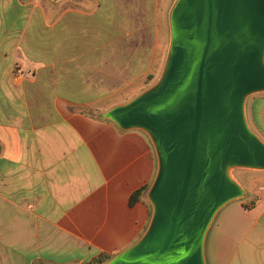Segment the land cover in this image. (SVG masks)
Instances as JSON below:
<instances>
[{
    "label": "crops",
    "instance_id": "1",
    "mask_svg": "<svg viewBox=\"0 0 264 264\" xmlns=\"http://www.w3.org/2000/svg\"><path fill=\"white\" fill-rule=\"evenodd\" d=\"M147 1L140 17L125 0H0V264H105L147 232L156 147L89 111L151 67ZM245 197L213 218L206 264H264V192Z\"/></svg>",
    "mask_w": 264,
    "mask_h": 264
},
{
    "label": "water",
    "instance_id": "2",
    "mask_svg": "<svg viewBox=\"0 0 264 264\" xmlns=\"http://www.w3.org/2000/svg\"><path fill=\"white\" fill-rule=\"evenodd\" d=\"M58 1V0H55ZM159 80L103 116L151 137L159 168L148 197L145 235L105 264H198L196 239L228 202L245 196L225 167L264 169V141L246 116L249 95L264 92V0H176ZM231 175V173H230Z\"/></svg>",
    "mask_w": 264,
    "mask_h": 264
},
{
    "label": "rangeland",
    "instance_id": "3",
    "mask_svg": "<svg viewBox=\"0 0 264 264\" xmlns=\"http://www.w3.org/2000/svg\"><path fill=\"white\" fill-rule=\"evenodd\" d=\"M146 1V2H145ZM154 3L153 9V24L155 27V43L156 49L154 52V60L151 67L141 76L125 83L118 90L114 91L107 98L94 104L89 109L90 113L103 114L112 107L120 104H125L153 86L161 77L167 56L171 46L172 36V23H171V10L176 3V0H152ZM145 2V4H144ZM147 0H125V6H133L132 12H135V16H142L146 10ZM110 80L115 81V76L119 81L122 78L124 72H120L119 69L114 67L110 68ZM260 98V122L264 126V92L255 93L249 95L246 100V116L250 127L257 133V135L264 141V134L256 127L252 119L251 102ZM232 177L242 186L245 191V199L251 197V192L263 193L264 182L260 177L264 174V169H252V168H230ZM252 180V182H251Z\"/></svg>",
    "mask_w": 264,
    "mask_h": 264
},
{
    "label": "bare ground",
    "instance_id": "4",
    "mask_svg": "<svg viewBox=\"0 0 264 264\" xmlns=\"http://www.w3.org/2000/svg\"><path fill=\"white\" fill-rule=\"evenodd\" d=\"M216 177H217V180L223 184H228V182H230L233 179L232 175H230V173L228 172V170H226L225 167H222V170L217 172ZM211 215H212V210L209 211L208 215L205 217L202 224L200 225V228L198 231V235L196 239V259H197L198 264H203L201 243H202V237H203L204 231L211 219Z\"/></svg>",
    "mask_w": 264,
    "mask_h": 264
},
{
    "label": "trees",
    "instance_id": "5",
    "mask_svg": "<svg viewBox=\"0 0 264 264\" xmlns=\"http://www.w3.org/2000/svg\"><path fill=\"white\" fill-rule=\"evenodd\" d=\"M99 117H104L103 114H100ZM140 192H136L135 195L132 196V202L137 199L139 196ZM107 260L105 255H100L96 259H94L92 262L86 263V264H103Z\"/></svg>",
    "mask_w": 264,
    "mask_h": 264
},
{
    "label": "built area",
    "instance_id": "6",
    "mask_svg": "<svg viewBox=\"0 0 264 264\" xmlns=\"http://www.w3.org/2000/svg\"><path fill=\"white\" fill-rule=\"evenodd\" d=\"M22 77H23V71L20 68H16L14 70V80L16 82H19Z\"/></svg>",
    "mask_w": 264,
    "mask_h": 264
}]
</instances>
